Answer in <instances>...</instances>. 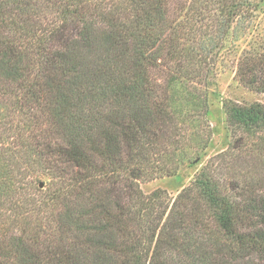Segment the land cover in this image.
Listing matches in <instances>:
<instances>
[{
    "label": "trees",
    "instance_id": "trees-1",
    "mask_svg": "<svg viewBox=\"0 0 264 264\" xmlns=\"http://www.w3.org/2000/svg\"><path fill=\"white\" fill-rule=\"evenodd\" d=\"M253 2L0 0V264H264V101L176 197L140 185L201 159ZM235 77L264 95V42Z\"/></svg>",
    "mask_w": 264,
    "mask_h": 264
},
{
    "label": "rangeland",
    "instance_id": "rangeland-1",
    "mask_svg": "<svg viewBox=\"0 0 264 264\" xmlns=\"http://www.w3.org/2000/svg\"><path fill=\"white\" fill-rule=\"evenodd\" d=\"M252 1H254L256 9L251 13V18L245 21L243 27L232 29L227 37L225 48L221 50L218 60L213 66V74L207 88L211 137L207 147L205 149L200 148L198 151L201 154V159L199 162L186 160L174 175L142 181L140 185L146 193L162 188L171 197H176L181 190L191 183L211 157L227 150L232 136L226 121L225 102L232 101L244 104L264 101L263 94L248 89L235 77L241 53L245 50L254 49L264 42V0ZM241 25L239 24V26ZM198 152H193L190 158H195ZM41 183L44 186V182ZM41 183L40 187H43Z\"/></svg>",
    "mask_w": 264,
    "mask_h": 264
},
{
    "label": "water",
    "instance_id": "water-1",
    "mask_svg": "<svg viewBox=\"0 0 264 264\" xmlns=\"http://www.w3.org/2000/svg\"><path fill=\"white\" fill-rule=\"evenodd\" d=\"M41 186H43V183H41Z\"/></svg>",
    "mask_w": 264,
    "mask_h": 264
}]
</instances>
